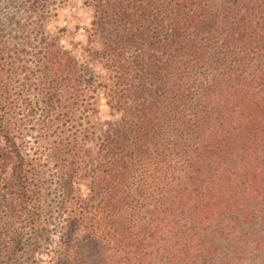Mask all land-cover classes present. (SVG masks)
<instances>
[{
    "label": "trees",
    "instance_id": "trees-1",
    "mask_svg": "<svg viewBox=\"0 0 264 264\" xmlns=\"http://www.w3.org/2000/svg\"><path fill=\"white\" fill-rule=\"evenodd\" d=\"M0 264H264V0H0Z\"/></svg>",
    "mask_w": 264,
    "mask_h": 264
},
{
    "label": "rangeland",
    "instance_id": "rangeland-1",
    "mask_svg": "<svg viewBox=\"0 0 264 264\" xmlns=\"http://www.w3.org/2000/svg\"><path fill=\"white\" fill-rule=\"evenodd\" d=\"M79 15L81 16L82 21H86L90 16H91V12L89 9L83 8L82 10L79 11ZM70 16V15H69ZM66 16L65 21H67L66 23L71 26V29H73V27L77 24L76 22H74L72 24V22L70 21V17Z\"/></svg>",
    "mask_w": 264,
    "mask_h": 264
}]
</instances>
